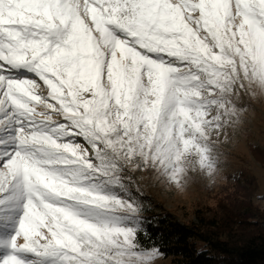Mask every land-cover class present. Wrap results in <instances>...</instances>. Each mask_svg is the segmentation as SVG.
Instances as JSON below:
<instances>
[{"label": "snow or ice", "instance_id": "6c2138e0", "mask_svg": "<svg viewBox=\"0 0 264 264\" xmlns=\"http://www.w3.org/2000/svg\"><path fill=\"white\" fill-rule=\"evenodd\" d=\"M264 94V0H0V264H153L128 171L213 175Z\"/></svg>", "mask_w": 264, "mask_h": 264}, {"label": "trees", "instance_id": "16d2710c", "mask_svg": "<svg viewBox=\"0 0 264 264\" xmlns=\"http://www.w3.org/2000/svg\"><path fill=\"white\" fill-rule=\"evenodd\" d=\"M230 177L232 193L196 209L189 221L145 208L147 235L141 239L159 247L169 264H264V209L254 202L257 180L244 169Z\"/></svg>", "mask_w": 264, "mask_h": 264}, {"label": "rangeland", "instance_id": "374dc122", "mask_svg": "<svg viewBox=\"0 0 264 264\" xmlns=\"http://www.w3.org/2000/svg\"><path fill=\"white\" fill-rule=\"evenodd\" d=\"M241 102L246 105L241 121L224 133H210L213 156L218 160L213 175L189 172L186 182L177 186L165 182L151 170L125 173L133 179L132 188L143 210L169 211L177 219L189 221L196 209L214 206L218 199L231 194L230 176L243 169L255 176L254 202L264 209V161H259L260 157L264 160V94L245 95ZM153 264H169V259L160 255Z\"/></svg>", "mask_w": 264, "mask_h": 264}]
</instances>
